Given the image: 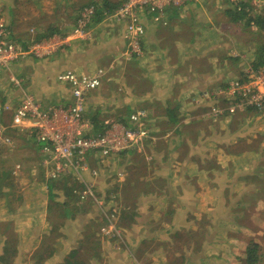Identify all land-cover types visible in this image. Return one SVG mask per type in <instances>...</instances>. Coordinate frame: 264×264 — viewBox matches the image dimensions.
Masks as SVG:
<instances>
[{
	"label": "rangeland",
	"instance_id": "1",
	"mask_svg": "<svg viewBox=\"0 0 264 264\" xmlns=\"http://www.w3.org/2000/svg\"><path fill=\"white\" fill-rule=\"evenodd\" d=\"M105 1L110 4L109 9L121 2V0ZM224 1L230 3L231 10H235L234 3L243 1L252 9V16L259 13L264 14V0H254V2L252 0ZM225 3H223L224 7ZM103 4L102 0H0V16L10 26L15 39L25 46L29 41L36 39L37 36L48 30L56 32L47 39L69 34L86 7L96 5L98 9H102ZM164 28L166 27L159 25L153 28V25L149 26L146 23L143 54L137 58L132 57L131 60H126L124 57L121 58V54L125 50L122 43L114 45L112 48L113 42L111 41L114 39L122 41V35H120L122 26L116 25L102 16L99 22L95 21L91 26L93 37L91 41L96 40L97 42L79 43L80 41H77L70 44L69 49L59 47V52H55L59 57L54 56L53 59L54 62H57L53 63L55 80L57 74L68 64L76 70L77 63H72L69 58V55H74V53L80 64L79 72L91 73L99 68L106 71L103 87L98 88L95 90L96 92L86 98L84 117L88 121L97 110L100 111L99 115L104 120L114 119V115L118 116L119 114H123L125 117V113L130 110L126 107V103H131L136 111H144L141 107H148L149 112L154 114L152 117L157 119L160 124L156 125L155 122L152 124L153 126L150 124L151 129L148 127L149 130H156V135L146 139L141 153L136 150H134V154L127 153L129 159L117 158V160L111 161V157L102 160L91 158L93 159L91 168H94L96 173L93 176L86 173L84 180L92 185V193L98 200L97 204L90 196H86L84 200L79 197L78 192L83 190V184L70 174L69 186L73 182L78 186L80 184L77 193L75 192L77 198L67 197L65 195L66 188L58 187V181H56L53 192L56 201L61 204L52 208L47 186L49 168L43 166L41 159L43 157L34 141L23 134L15 135L13 142L9 145H0V264H49L50 261L52 264H58L60 262L55 257L59 258L63 249L77 247L80 240H85V247L78 249L83 259L82 264H185L188 259H191V264H204L207 261L210 264H234V260L235 262H244L248 243L254 241L261 246L263 252L262 261L258 264H264V204L257 205L256 197H254L258 191L260 180L263 182L261 188L264 189V175L261 176V179L257 175H249L252 183L248 184L245 180L248 187L242 189L239 181L245 179L243 167H246V164L244 162L249 160L243 158L231 160L227 155V150L230 148L233 152L242 146L245 149H255L257 142L255 144L244 142L245 144L241 145L239 142L230 141L232 137L230 138L225 121L237 118V115L215 117L210 115V108L213 106H207L206 109V105H201L203 109L200 114L198 112L193 114V106H187L185 101L192 92L189 86L193 84L195 86L193 89L196 90L198 86L210 84L209 79L204 84L201 83L204 78L195 81L193 72L189 74L187 68L186 72L178 71L181 73L179 81L173 79L170 83L163 82L159 76L167 69V63L160 61L158 59L160 55L154 56L155 54H152L151 50L148 54L149 49L147 48L150 45L148 43L152 42H150L149 35L152 29V33L157 35L158 29H162L161 34H164L167 31V28ZM31 29L33 32L30 31ZM112 29L115 35H111L110 39L107 38L106 45L102 46V35H107ZM235 30L239 31L240 36L249 42L239 44ZM229 31L234 34L235 40L234 45L230 44L225 49L223 61L227 68L231 67L230 69H234L235 72L233 75L228 73L223 80L224 83L236 78L240 68L264 67L255 66L262 59L259 49L260 45L264 43V32L259 36L260 31L253 26L250 29H242L235 25L228 28L227 32L229 33ZM205 36L211 37L208 34ZM91 46H95L94 49ZM204 53L209 54L210 51L205 50ZM84 56L85 58L90 57L91 60L88 59L87 62L82 59ZM236 56L239 59H236ZM207 58L205 65L209 67L204 70L208 72L212 66ZM47 63L48 58L46 57L42 59L26 57L14 62L11 68L15 75L22 80L21 85L26 92L40 100L44 106H55L53 104H56V101H50L40 93L43 90V78L47 76V73L42 74L40 67ZM116 66L117 68H115ZM218 67L221 68L220 65ZM67 69L69 67L64 68L63 71ZM217 71L224 72V69L221 68ZM47 78L49 80V76ZM197 83L199 84L196 85ZM13 92L16 95L19 94L16 88L8 94L11 95ZM59 95L55 93V99L59 98ZM145 95L147 98L150 96L149 99L155 100L157 103L170 102L171 106L176 105V101L180 100V105L177 106V116L182 125L180 123L168 125L164 120L166 112L164 108L159 106L153 112L150 104L145 102L147 100ZM206 101L210 100H203L200 103ZM191 103L195 105L193 100ZM220 103L218 102V104ZM127 106L131 108V105ZM255 116L259 118L260 124L253 122L252 128H257L260 125L264 130V113ZM252 119L254 118L252 117ZM192 120L197 121L186 129L182 128L185 123L190 124ZM162 121L165 122L164 125ZM235 122L236 120L233 124ZM214 124L217 126H213ZM236 126L237 123L234 124V128L239 132L241 127ZM247 131L250 132L248 128ZM187 137L189 140L185 144ZM234 137L237 138L238 135L236 134ZM203 141L207 145L208 142H211V145L215 144L214 149H210L209 152L208 148L204 149L206 145L202 144L200 154L205 158L197 156V160H204L203 163L207 164L208 169L212 166L217 168L213 170L212 175L218 176L219 184L225 189L216 192L219 197H222L218 202L214 201V205L222 216L220 220L208 216L210 214L207 212L211 208L208 205L202 208V212L196 207L197 212L190 214L195 217L202 213L203 217L200 220L180 218L177 225L181 228L179 234H164L165 229L171 228L172 218L177 217L174 212L178 206L176 197H171V204L167 202L164 204V201L169 197L168 193L164 192V188L167 187L163 182L164 161L168 159L169 155L171 157L173 154L180 153L179 147ZM212 151H218V156H211ZM162 153L166 155L164 161H161ZM123 160L131 165L129 169L123 167ZM205 160L208 162L205 163ZM252 160L253 158L250 159L249 169L253 168ZM177 164L178 160L174 165L177 166ZM132 167L133 171L130 172ZM233 169H241L240 173L242 174L236 172L230 179H223L225 172H233ZM178 175L179 173L176 172L175 178H173L177 192L173 191L175 189L172 186L169 189L173 194L180 192H178L177 186ZM200 176L205 180L204 174ZM181 178L185 184L186 176ZM229 181L233 182L231 189H227ZM201 182L202 180L198 184ZM207 182L209 183V181ZM185 188L188 193L187 197L195 199L194 188ZM259 190L261 191V189ZM67 199L69 200L68 204L75 208L69 207L72 211L65 218L60 209L63 207V201ZM71 200L73 203L70 202ZM164 213H169V217L166 218L169 222L163 223L164 216L162 215ZM161 218L162 222H156ZM221 220L225 223H221ZM55 229L59 233L61 232V238L55 237V232H50ZM202 232L204 235L206 234L205 238L199 240V235L202 236ZM196 243L199 244L196 246ZM51 248L58 252L54 251L55 253L51 255L49 252ZM94 253L99 258L93 257ZM234 253L236 254L235 258H233ZM238 257L242 259L238 260Z\"/></svg>",
	"mask_w": 264,
	"mask_h": 264
},
{
	"label": "built area",
	"instance_id": "2",
	"mask_svg": "<svg viewBox=\"0 0 264 264\" xmlns=\"http://www.w3.org/2000/svg\"><path fill=\"white\" fill-rule=\"evenodd\" d=\"M196 0H121L118 7L104 13L106 20L124 24V39L127 49L121 58L131 60L143 54L140 39L145 35L144 21L165 23L168 8H179ZM234 2V0H231ZM235 4L237 10L240 7ZM97 6L90 5L81 13L76 26L67 35L53 36L39 42L29 41L23 46L14 38L5 19L0 16V145H9L15 135H27L39 145L43 166L49 168L47 179L60 180L72 174L83 184L78 192L81 199L86 196L98 200L92 193V185L84 180L87 173L93 176V159H105L129 151H141L143 142L149 137L143 117L145 111L132 112L127 124L112 119L104 120L103 133H93V127L85 117L87 96L103 83L106 71L99 68L91 73L67 69L59 73L56 80L68 87V102L55 106H44L33 95L26 92L11 68L14 62L26 56L41 59L68 47L77 41L92 37V21ZM33 32V29L30 30ZM16 88L19 94L11 92ZM202 99L213 104L210 115L221 117L234 115L247 109L264 113V67L241 68L240 76L230 80L214 92L204 91ZM227 100L223 103L220 100ZM221 102L218 104V102ZM93 158V159H91ZM44 167V168H45ZM91 199V200H92Z\"/></svg>",
	"mask_w": 264,
	"mask_h": 264
},
{
	"label": "crops",
	"instance_id": "3",
	"mask_svg": "<svg viewBox=\"0 0 264 264\" xmlns=\"http://www.w3.org/2000/svg\"><path fill=\"white\" fill-rule=\"evenodd\" d=\"M102 1H105V0H102ZM252 1L254 2V0ZM105 3L110 5L107 1H105ZM223 3H225L224 0H196L194 2H189L179 8H173V9L170 8L166 12L165 23L159 24V26L161 27H166L167 29L166 28L164 29H166L167 31L164 34H161L162 29H158L159 33L157 35H154L152 33L153 32V29H152V32H150L149 34L150 42L151 41L152 42L148 43L150 44L148 45L149 48H147L149 49L148 54H150V50H151V53L155 54L154 56L158 57V55H160V57L158 58L160 61H165L167 63V69L163 72L161 76H159L163 80L164 83H170L173 81V79H176L179 81L181 77V73H179L178 71L181 72L182 70L186 72L187 68H188L189 74L193 72V75H194L193 77H195V81L196 79L204 78L201 80V83L204 84L206 83V80L209 79L210 84L205 85V86L204 85L198 86L196 90H194L195 86H193V84L189 86L192 92L190 96H188V98L185 99V101H186V104H188L187 106H193L194 108L193 114H196V112L200 114L201 110L203 109L201 105H203L204 103L208 104L209 102H211V101H206V102L200 103L203 100H206V99H202L201 94L204 91L214 92L216 88L221 87L220 85L225 84L223 80H225L228 73L233 75L235 72L234 69H230L231 67L227 68L226 63L223 61V58L225 56V51H226L225 49H227L230 46V44L234 45V40H235L234 34H232L231 31H229L228 33L227 29L230 28L232 25L239 26L242 29H245V28L242 27L243 25L242 22H241V25H238L231 21L230 19L231 15L228 14V11L230 10V6H229L230 3L228 4V2L226 1L227 4L225 3L226 5L225 7L223 6ZM251 11L252 9L250 10L249 15H251ZM146 23L149 26L153 25L152 23L148 21H144V24ZM250 24H253V21H251ZM120 25L122 26V33L120 31V35H122L121 36L122 41L119 39L111 40L113 42L112 48L114 47V45L117 46V45H120L121 43H122V46L124 47L127 46L126 41L124 39V24L122 23ZM154 27L155 26H153V28ZM147 32H149V30H147ZM235 32H236L235 35L237 36L236 38H237V41H239V44H244L246 42H249V40L245 41L240 36L241 33L239 31L235 30ZM205 34L211 35L212 38L210 36H205ZM259 34H260L259 36H261L262 32H260ZM111 35L112 36L115 35L113 29L107 35H102L101 37V41L103 39L102 46L106 45L105 40L107 38L110 39V37H112ZM92 39L93 37H91L89 40H86V41H80L79 43H86V42L91 41ZM147 40L149 41V39ZM91 42L95 43L97 41L93 40ZM251 42L252 40L250 41V43ZM69 47L70 45L66 47V49H69ZM91 47L94 49L95 46H91ZM205 50L210 51V53L209 54L204 53ZM70 55H69V58L71 59L72 63H75V62L77 63L75 67H77L76 70L79 71V69L81 68L79 66L80 64L78 62V58L76 59V54L74 53L75 56L72 54ZM54 56L59 58L58 55L53 54L51 57L48 58L47 65L40 67L42 74L47 73L46 75L49 76V80L47 76H45L43 78V82L40 77L41 82L43 84L42 85L43 90L40 91V93L44 96V98H49L50 101H56V104H62V102H64L65 99H68L69 90L67 86L59 83L57 80L54 79L55 76H54V70H53V63H57L53 61ZM206 56L210 58H207ZM206 58L208 62L209 61L211 62V66L213 69V70L210 69V71L208 72L207 70H204V68L208 69L209 67L208 65H205ZM82 59H85L87 62H88V59L91 60L90 57L85 58V56ZM99 62H103V61H99ZM218 65H220V67L224 69V72L217 71L221 69L218 67ZM66 67L67 68L69 67V69H72L69 64L65 66L64 68ZM45 68L47 69L45 70ZM63 69L59 73L63 72ZM240 74H241V68L240 70H238L236 77L240 76ZM104 82L105 81H103L100 87H103ZM198 84L199 83H197L196 85ZM94 92L96 91H93L90 94ZM55 93H57V95L60 94L59 98L55 99L54 97ZM145 96H146V99L150 98V96L148 98H147V95ZM51 99H54V100H51ZM191 100L195 102V105H192ZM179 101H176L177 103L174 106L179 107L180 105ZM167 103L170 104V102H166V101H162V103H157V102L150 103V108H152V111L154 112L157 110V107L161 106V108H164V111H166V107H168ZM56 104H53V105H56ZM45 105H48V104H45ZM169 107L173 108V106H169ZM250 113H253V114H250ZM236 115L238 119L235 117V118H232L230 120L228 119L225 121L227 123V128H228L227 130L230 134V138L232 137V140L230 141L239 142L241 145L245 144L244 142H247L248 144H250V142H253L254 144L257 142L256 144L257 148L255 149H245L242 146V148H239L235 150L234 152L232 151V148L227 150L228 151L227 155L231 160H233L234 158L236 159L243 158L244 160L245 159L249 160L248 162H244L246 164V167H243L245 179L243 178L241 179L242 181L241 180L239 181L241 182L240 186L242 187V189H245L246 187H248L246 186V183H245L246 181L248 182V184L252 183L250 182L251 179L249 175H253V174L257 175L259 176L260 179H261V176L264 175V130H262L263 127H261L260 125L257 128L255 127L252 128V125L254 124L253 122H257L258 124H260L259 118L255 116V115H260L258 114V112L256 113L250 112V110L247 109L245 111L238 112L234 114L233 116H236ZM229 117H232V116H229ZM252 117L256 121H253L254 119H252ZM164 120L168 122L165 117H164ZM235 120H236L235 123H237L236 127H241L239 132H237V130L234 128L235 123L233 124V122ZM196 121L197 120H192L190 124L185 123L182 126V128L186 129V127L190 126L193 122H196ZM164 123L165 122H163V124ZM179 123L180 125H182L181 121ZM213 126H217V125L214 124ZM247 128L250 132L247 131ZM179 130L182 131V129H179ZM236 134L238 135L237 138L234 137ZM181 140H182L181 142L183 143L184 135L181 137ZM188 140L189 138L187 137L185 144L187 143ZM202 144H205V141H203L202 143H196L194 145L191 144L186 147H183V146L179 147V149L181 150L180 153H177L176 155L173 154L171 157L169 155L168 159H166L165 161H164V158L166 157V155L163 153L161 154V161H164L165 163L162 169L163 170V182L168 187V188L166 187L167 190L164 188V192L168 193L169 195V197L167 198L168 200H165L164 204L166 202L168 204H171L170 203L171 197H174V198L176 197L178 199V202H177L178 206H176L177 208L174 212L175 215L177 214V217L172 218V225L170 226L171 228L167 230L165 229L163 231L164 234L168 233L169 235H171V234L180 232L181 228L177 226L180 218L184 217L186 220L192 219L194 221L200 220V218L203 217L202 213H200L199 216L197 215L195 217H192V215L190 214V213L194 214L193 212H197L196 207L198 208L200 212H202V208L208 205L211 207L210 210L207 212V214H210L208 216L213 217L214 219H217V220H220L222 216V214L219 212V209L218 208L215 209L214 201L218 202V200L222 197V196L219 197V194L216 192L219 190H224L225 188L219 184L218 176L216 175L217 177H215L214 175H212L213 170L217 169L216 166H212L210 169H208L207 164L203 163L204 160L203 161L197 160V156L199 158H205L203 155L200 154V147L202 146ZM205 145L206 147H204V149L208 148V152L210 151V149L213 150L215 147L214 146L215 144L211 145V142H208V145L207 143ZM214 155L218 156V151L217 152L212 151L211 156H214ZM117 158L129 159L126 153L125 154L122 153V154L116 155L115 157H111L112 159L111 161H114V159L117 160ZM251 158H253L252 160L253 168L251 167L252 169H249L251 165V162H250ZM157 159L159 160L158 157ZM176 160H178L177 166L174 165ZM125 162L124 160L122 161L123 167L125 169H129L131 165ZM206 162L208 161L205 160V163ZM132 171H133V167L130 170V172ZM240 171L241 169H236V170L233 169V172L227 171L225 172V176H223V179H230L234 173L236 172L240 173ZM176 172L179 173L178 180H177V186L179 189L178 192L180 191L179 194H173L169 190L171 189V186H172L175 189L173 191L175 193L177 192L176 188L174 187V183H173V178H175L174 175H176ZM203 174L205 176V180L200 176ZM184 175L186 176V180H187L185 184L181 178ZM206 179L207 181H209V183L206 181ZM201 180L202 182L198 184V182ZM207 183L209 184V187ZM228 183L229 185H227V189H231L233 182L229 181ZM185 187L194 188L195 190L194 192L196 194L195 199L192 197H190L192 199H189L187 197L188 193ZM254 187H257V186L254 185ZM261 187H263V182L260 180L258 183V188H257L258 191L256 192V195H254V197H256V204L259 206L261 204L262 205L264 204V189ZM259 189H261V191ZM155 201H158V200H155ZM258 210L260 211V209ZM162 216H164L163 223L169 222L166 219L167 217H169V213H166V214L164 213ZM175 219H176V222H175ZM156 222H162V218ZM221 223H225V221L221 220ZM205 235L202 232V236L204 237L199 235V240H202V238L204 239ZM198 244L199 243H196V246ZM178 255L180 256V253ZM235 255L236 254L234 253L233 258H235ZM242 255H244V253H242ZM239 259H242V258L238 257V260ZM190 262H192L191 259H188L185 264H191ZM204 264H210V263H208L207 261ZM234 264H245V262H239V261L235 262L234 260Z\"/></svg>",
	"mask_w": 264,
	"mask_h": 264
},
{
	"label": "trees",
	"instance_id": "4",
	"mask_svg": "<svg viewBox=\"0 0 264 264\" xmlns=\"http://www.w3.org/2000/svg\"><path fill=\"white\" fill-rule=\"evenodd\" d=\"M118 5H119V3L116 5V7H118ZM237 5L240 7L239 10L234 8L235 10H231L230 9L228 11V14L231 15L230 16L231 21L233 23H235V24H238V25H241V22H242V24H243L242 27L245 28V29L249 28L250 26H253V27L257 28L258 31L264 32V14L259 13V14H256L254 16H251V15H249V12H250L251 8L249 7V5L246 2H243V1L239 2L238 1ZM108 6L109 5L106 4L105 1H104L102 9H98L97 8L96 15L94 16L92 23H94L95 21L99 22V19L102 18V16H104V13L110 8V7L108 8ZM116 7H114L113 9H115ZM170 8L173 9V7H170ZM170 8H168V9H170ZM113 9H109V10H113ZM167 10H166V12H167ZM166 12H165V15H166ZM251 21H253V24H250ZM152 24H153V26H156V27L159 25V23H152ZM8 28L11 30L10 26H8ZM47 32H49V30ZM47 32H45V33H47ZM55 32H56L55 30H52L48 34L42 33V34H40V36H37V38L34 39L33 41L34 42H39L43 38L47 39V37L51 36ZM143 39H144V37H142L140 39L141 48L143 47V44H144ZM126 44H127V41H126ZM260 46L261 47L259 49V52L262 55V57H261L262 59L260 61H258L255 66H259V65L260 66H264V43H262ZM126 49H127V46H125V50ZM53 54H55V53H52L51 55L46 56V58L51 57ZM26 57H31L32 59H38V58H35V57L31 56V55L26 56ZM26 57H24V58H26ZM135 57L136 56L134 55L133 58H135ZM24 58H22V59H24ZM43 58H45V57H43ZM235 58L237 59L238 57L236 56ZM22 59H20V60H22ZM115 68H117V66ZM225 85H226V83L223 84V85H220V86L224 87ZM220 101H223V103L227 102V100H225V99L220 100ZM67 102H68V99H65L64 102H62V104L65 105ZM145 102L150 104V103H155L156 101L147 99ZM212 104H213V102H209L208 104L204 103L203 105L209 106V105H212ZM127 105H131V108H130V106H127ZM167 106L168 107H166V112L164 114V117L167 119L168 125L169 124H178L179 123V119H178V116H177L178 115L177 114V111H178L177 106H173V108H170L169 106H171V104H169V103H167ZM126 107L128 108V110L129 109L130 110L127 113L124 112L125 113V117L123 116V114H119L118 116L114 115V119H112V118H109V119H112V120H115V121H119V122H121L123 124H127V118H129L130 114L132 112H135L136 110L134 109V107L132 106L131 103H126ZM205 108L207 109V107H205ZM131 109H133V110H131ZM141 109L144 110L145 113H146L145 116L143 117V120L145 121L146 128L149 131V136L156 135V133H155L156 130L155 131L154 130H149V128L151 129V126H153L152 124H154V122L156 123V125L160 124L159 121H157V119L152 117L153 115H152V113L149 112L148 107L143 106V107H141ZM248 110H250V112H255L256 113V111H254L253 109H248ZM85 111H86V109H85ZM99 113H100L99 110L94 112L92 117H91V120H90V123H91V125L93 127V133H103L104 130H105V127L103 125L104 119H101ZM87 114L88 113L86 112V115ZM84 115H85V113H84ZM150 124H151V126H150ZM162 124H163V121H162ZM178 128H179V126H178ZM32 140L34 141L33 138H32ZM146 141L147 140H145L143 142V145H145ZM34 143H35V141H34ZM35 145H36L37 148L39 147V145L37 143H35ZM129 152L134 154L133 153L134 151H129ZM141 152L142 151H140L139 153H141ZM125 153L127 154L128 152H124V154ZM115 156L116 155H112V156H109V157H115ZM109 157H107V158H109ZM69 175L70 174H68L67 176H65V177L61 178L60 180H58L57 186L60 187V188L62 187L63 189L66 188L65 195L67 197L70 196L69 197L70 199H75V198H77L75 192L77 193V191H78L77 189L79 188L80 184L78 186L75 182H73V184H71L72 186L71 185L69 186V181L71 179ZM47 181H48L47 182L48 183L47 186H48V192H49L48 197H49V199L51 201V207L52 208L53 207H57L61 203H58L56 201V198H55V195H54V192H53L54 191V187H56L54 185V183H56V180L47 179ZM70 202L73 203L72 200ZM68 203H69L68 199L64 200L63 203H62L63 207L60 209V211H62L64 213V217L65 218H67L68 214H70L71 211H72L69 207H71L72 209L75 208L72 205L70 206ZM81 204H83V203H81ZM55 230H51L50 232H52V233L55 232L56 233L55 237L61 238V236H62L61 232L59 233L57 229H55ZM94 246L96 247V243L94 244ZM79 247H85V240L84 241L80 240L78 242V246L77 247H69L67 249H63V251H61V254L59 255V258H58V256L55 257V258L58 259V262H60L58 264H82V260L83 259L81 258V254L78 251ZM54 251H56V250H54V248H51L49 252L52 255L53 253H55ZM57 252L58 251H56V253ZM40 253H42V252H40ZM262 254H263L262 248H261V246L259 244H257L256 242H249L248 246H247V250H246V259L244 260L245 264H258L259 262L262 261ZM39 257L40 258L42 257L41 254H40ZM93 257L99 258V256H96V253H94ZM49 264H52V261H50Z\"/></svg>",
	"mask_w": 264,
	"mask_h": 264
}]
</instances>
